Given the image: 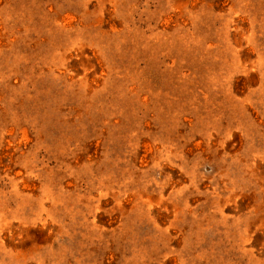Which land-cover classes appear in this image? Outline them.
<instances>
[{
  "label": "rangeland",
  "instance_id": "374dc122",
  "mask_svg": "<svg viewBox=\"0 0 264 264\" xmlns=\"http://www.w3.org/2000/svg\"><path fill=\"white\" fill-rule=\"evenodd\" d=\"M0 264H264V0H0Z\"/></svg>",
  "mask_w": 264,
  "mask_h": 264
}]
</instances>
